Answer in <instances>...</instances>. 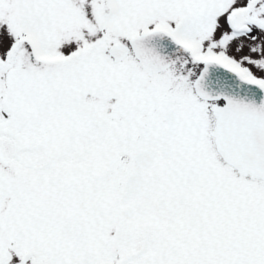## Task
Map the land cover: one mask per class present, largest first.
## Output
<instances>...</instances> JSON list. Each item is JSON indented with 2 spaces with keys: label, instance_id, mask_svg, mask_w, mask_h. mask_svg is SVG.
I'll list each match as a JSON object with an SVG mask.
<instances>
[{
  "label": "snow or ice",
  "instance_id": "snow-or-ice-1",
  "mask_svg": "<svg viewBox=\"0 0 264 264\" xmlns=\"http://www.w3.org/2000/svg\"><path fill=\"white\" fill-rule=\"evenodd\" d=\"M0 264H264V0H0Z\"/></svg>",
  "mask_w": 264,
  "mask_h": 264
}]
</instances>
